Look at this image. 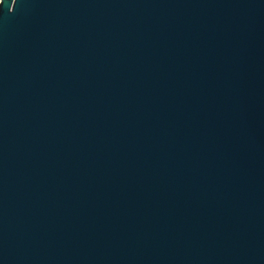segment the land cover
Here are the masks:
<instances>
[{
  "label": "water",
  "instance_id": "95a60500",
  "mask_svg": "<svg viewBox=\"0 0 264 264\" xmlns=\"http://www.w3.org/2000/svg\"><path fill=\"white\" fill-rule=\"evenodd\" d=\"M0 264H264V0H2Z\"/></svg>",
  "mask_w": 264,
  "mask_h": 264
},
{
  "label": "built area",
  "instance_id": "2783aa9c",
  "mask_svg": "<svg viewBox=\"0 0 264 264\" xmlns=\"http://www.w3.org/2000/svg\"><path fill=\"white\" fill-rule=\"evenodd\" d=\"M2 2V0H0V3Z\"/></svg>",
  "mask_w": 264,
  "mask_h": 264
}]
</instances>
